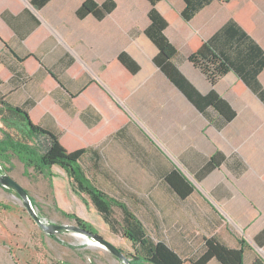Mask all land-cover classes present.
I'll return each instance as SVG.
<instances>
[{"label":"crops","instance_id":"1","mask_svg":"<svg viewBox=\"0 0 264 264\" xmlns=\"http://www.w3.org/2000/svg\"><path fill=\"white\" fill-rule=\"evenodd\" d=\"M30 1L0 0V32L19 58L33 51L44 68L25 74L0 41L6 98L23 99L27 110L55 103L64 114L62 127L50 112L41 116L40 126L71 150L85 148V173L110 196L126 199L132 194L128 182L136 177L138 218L150 239L167 243L184 264H194L212 238L229 249L242 244L244 264H264V104L249 88L236 92L233 72L213 86L187 60L195 36L210 39L246 3L256 7L250 37L264 52V0H238L232 10L212 1L190 21L178 17L164 30L178 52L173 64L200 96L213 89L228 102L235 112L229 122L212 106L197 107L153 63L158 51L144 34L148 0H113L115 9L101 20L78 19V3L49 0L36 9ZM184 8V0L155 5L159 14ZM122 52L140 67L126 81L125 97L100 75ZM48 71L62 88L49 79L47 92ZM258 81L264 88V69Z\"/></svg>","mask_w":264,"mask_h":264},{"label":"trees","instance_id":"2","mask_svg":"<svg viewBox=\"0 0 264 264\" xmlns=\"http://www.w3.org/2000/svg\"><path fill=\"white\" fill-rule=\"evenodd\" d=\"M148 1L151 5L147 13L150 24L145 28L144 34L158 51L153 60L155 66L166 74V77L181 90V93L197 107L200 108V103L212 106L229 122L235 116V112L228 102L217 95L213 89L206 96H200L173 64L178 52L167 39L164 30L178 17L186 22L190 21L195 14L212 1L225 4L232 10L236 7L238 0H184L185 8L181 13L171 9L165 14H159L155 9L156 3L161 0ZM47 2L49 0L30 1L36 9L45 6ZM115 7L113 0L102 3L95 0H84L75 15L78 19L91 15L101 20ZM255 12V5L246 3L233 15L231 21L210 39L204 40L198 35L195 36L188 45L190 52L187 60L198 68L213 86L227 73L233 72L238 77L234 85L236 92L241 93L249 88L264 104V88L258 81V76L264 69V52L261 46L250 37V32L254 29L251 17ZM7 39L0 32V41L9 49L12 57L23 64L25 74L31 75L37 69L44 68L33 51H30L25 58H19L9 48ZM3 60L4 58L0 55V86L8 77V73L1 75L2 71L7 69ZM139 70L140 67L133 58L126 52H122L100 75L110 80L118 94L125 97L126 81ZM49 79L54 82L55 86L62 88L50 71L47 72V78L43 81L44 87ZM50 90L48 88L47 92ZM71 98L75 99L72 96ZM48 104L49 101L36 103L27 110L13 105L5 95H0V163H3L2 168L4 165H10L11 155H14L21 160L26 169L31 168L37 174L44 171L50 172L52 167L62 170L68 178L71 191L82 198L85 205H90L115 235L129 242L133 252V255L129 256L130 264H184V260L167 243L150 239L143 222L138 218L137 212L133 211L127 199H115L100 189L95 180L88 177L81 164L85 148L71 150L63 143L62 138H58L54 133L40 126L41 116L45 112H50L62 127L60 122L61 117H64L62 110L58 109L55 103L53 108L49 109ZM218 157L219 154L210 159L211 168L217 165ZM9 168H4L5 173L11 171ZM262 178L264 180V175ZM31 200L35 204L32 197ZM2 206L5 209L8 208ZM117 211H119V216L116 215ZM64 216L74 220L82 230L95 234L94 227L75 214L65 213ZM243 252L242 244L237 249H229L216 239H206L204 249L194 264H206L212 259L219 264H244Z\"/></svg>","mask_w":264,"mask_h":264},{"label":"rangeland","instance_id":"3","mask_svg":"<svg viewBox=\"0 0 264 264\" xmlns=\"http://www.w3.org/2000/svg\"><path fill=\"white\" fill-rule=\"evenodd\" d=\"M65 5H81L84 0H61ZM140 1L141 4L143 0ZM260 7V11L263 9ZM262 15V14H261ZM0 86V95L6 97L8 87ZM7 99V98H6ZM13 105L25 107L23 99H7ZM0 163V174L4 168L11 169L8 174L16 180L32 197L38 207V215L49 224L76 226L74 220L67 214H75L83 221L91 224L95 234L113 244L131 262L132 248L126 239L108 233L98 213L85 206L83 199L74 194L68 186V181L59 169L37 174L31 168H25L19 158L11 155L10 165ZM132 196L126 199L133 211L138 214L140 183L133 177L128 182ZM149 199L153 195L149 193ZM2 205L8 207L4 208ZM119 216V211L116 213ZM0 264H124L112 253L98 246L93 240L79 232H63L59 234L45 233L35 223L20 197L13 191L0 187Z\"/></svg>","mask_w":264,"mask_h":264},{"label":"water","instance_id":"4","mask_svg":"<svg viewBox=\"0 0 264 264\" xmlns=\"http://www.w3.org/2000/svg\"><path fill=\"white\" fill-rule=\"evenodd\" d=\"M0 187H3L7 190H13L19 197L22 202V205L26 208L29 215L33 218L35 223L42 229L43 232L50 234H59L63 232H79L83 236L93 240L98 246L104 248L108 252L112 253L114 257L123 261L124 264H130L129 259L116 247L113 246L110 242L106 241L98 234H94L85 230H82L79 226H67V225H55L49 224L42 217L38 215V207L33 204L31 196L29 193L20 186V184L10 177L8 174H0Z\"/></svg>","mask_w":264,"mask_h":264}]
</instances>
